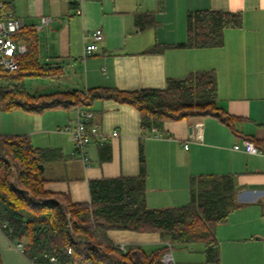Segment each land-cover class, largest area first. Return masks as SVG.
I'll use <instances>...</instances> for the list:
<instances>
[{"label": "crops", "instance_id": "0c3cea01", "mask_svg": "<svg viewBox=\"0 0 264 264\" xmlns=\"http://www.w3.org/2000/svg\"><path fill=\"white\" fill-rule=\"evenodd\" d=\"M6 3L24 20L25 29H35L40 64L55 70L54 75L44 77L48 82L43 90L53 91L29 92L32 95L92 88H164L169 77L200 70L216 72L218 105L234 118L232 124L211 115L193 116L166 121L168 135L158 131L148 134L143 141L147 204L150 208L183 206L191 198L192 176L234 175L238 207L217 226L220 264H264V151H246L248 141L258 148L264 142V0ZM198 10L239 12L242 25L225 29L222 46H171L156 53L147 51L155 44L185 42L187 14ZM140 13H153L155 24L139 29L136 16ZM43 17L50 21L37 29ZM99 28L103 38L97 42L98 49L85 55L86 46L94 41L92 33ZM90 108L105 136L103 142L110 145V160H100L102 142L98 141L87 148V164L75 155L65 127L74 123L76 108H54L37 114L19 110L22 112L11 129H0L2 134L27 135L36 147L61 149L63 157L46 167L50 180L45 186L69 194L74 202L90 201V179L135 176L140 171L142 129L137 108L115 99L96 100ZM108 234L117 244L140 246L147 253L164 245L158 232L109 230ZM8 243L16 244L0 227V250ZM173 248L177 264H206L202 243Z\"/></svg>", "mask_w": 264, "mask_h": 264}, {"label": "trees", "instance_id": "16d2710c", "mask_svg": "<svg viewBox=\"0 0 264 264\" xmlns=\"http://www.w3.org/2000/svg\"><path fill=\"white\" fill-rule=\"evenodd\" d=\"M8 6V5H7ZM155 24L153 13H140L136 25L143 30ZM239 12L198 10L187 14V39L177 44H155L147 51L168 47H217L224 44V31L240 27ZM18 39L28 44L19 68L0 67V111L21 109L31 114L54 108H90L101 99L129 103L140 112V171L135 176L89 180L90 201L74 202L64 192L46 188V167L63 157L54 147H36L21 134L0 133V227L12 242H23L29 261L50 263L56 256L63 263L77 264H174L164 256L175 246L202 243L206 264H220L217 226L238 207L234 175L201 174L190 178V201L183 206L150 208L147 204V163L144 138L158 131L168 135L166 121L193 116H214L231 125L233 117L218 105V77L214 70H200L182 77H169L164 88L122 91L92 88L32 95L28 77L55 74L39 61L35 29H23ZM264 151V142L259 146ZM101 161L111 159L106 142L99 147ZM40 163L45 168L41 170ZM109 230L158 232L164 245L150 253L140 246L122 249L109 237ZM71 250V252H69ZM0 264H3L0 253Z\"/></svg>", "mask_w": 264, "mask_h": 264}, {"label": "built area", "instance_id": "2783aa9c", "mask_svg": "<svg viewBox=\"0 0 264 264\" xmlns=\"http://www.w3.org/2000/svg\"><path fill=\"white\" fill-rule=\"evenodd\" d=\"M50 21L49 17H43L37 29H42L45 24ZM24 20L17 16L7 6L6 0H0V67L7 71H15L19 68V58L28 51V44L18 39V34L24 29ZM92 36L94 41L85 48V55H90L98 49L97 42L103 38V30L96 29ZM76 117L73 124L65 127L75 146V155L81 158L86 164L89 161L87 148L93 141L103 142L104 134L101 133L100 127L94 122L95 113L92 109L79 107L76 108ZM187 146V145H186ZM236 148L239 146L236 145ZM246 151L257 153L259 148L251 141L246 144ZM122 249H126L124 244H119ZM15 246L23 251V242H18ZM71 252V250H69ZM164 262H173V256L168 252L164 258ZM29 264H44L30 261ZM49 264H77L63 263L56 256H50Z\"/></svg>", "mask_w": 264, "mask_h": 264}, {"label": "rangeland", "instance_id": "374dc122", "mask_svg": "<svg viewBox=\"0 0 264 264\" xmlns=\"http://www.w3.org/2000/svg\"><path fill=\"white\" fill-rule=\"evenodd\" d=\"M25 82H26V87H27L28 92H31V93H35V92L42 93V91H53V90H43V89H46L44 88V86L48 82V80L45 79L44 77H28ZM50 89H53V88H50ZM19 110L21 109H15L12 111H0V129H5V127L11 129L12 124L16 122V116H18L19 113L23 111V110L22 111H19ZM25 114H29V113L25 112ZM0 133H3V132H1L0 130ZM67 136L71 140V144L74 146V142L72 141L70 136L69 135ZM46 175H49L48 170L46 171ZM18 242L19 241H16V244H18ZM174 250L176 249L173 248L170 253L173 254ZM0 251H1V257H2L3 264H28L29 263L27 259L23 256L21 250L15 247L12 243L11 244L8 243L7 247L1 249ZM182 252H183L182 257H184L185 256L184 251ZM175 254H176V251H175ZM173 262L177 264V261L173 260Z\"/></svg>", "mask_w": 264, "mask_h": 264}, {"label": "water", "instance_id": "95a60500", "mask_svg": "<svg viewBox=\"0 0 264 264\" xmlns=\"http://www.w3.org/2000/svg\"><path fill=\"white\" fill-rule=\"evenodd\" d=\"M40 168H41V170H44L45 166L43 163H40Z\"/></svg>", "mask_w": 264, "mask_h": 264}]
</instances>
